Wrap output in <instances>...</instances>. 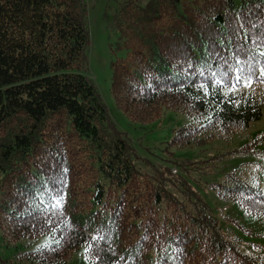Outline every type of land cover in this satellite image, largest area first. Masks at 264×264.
I'll return each mask as SVG.
<instances>
[{
    "label": "trees",
    "instance_id": "trees-1",
    "mask_svg": "<svg viewBox=\"0 0 264 264\" xmlns=\"http://www.w3.org/2000/svg\"><path fill=\"white\" fill-rule=\"evenodd\" d=\"M112 2L109 92L129 120L181 114L167 146L202 148L261 117L264 101L244 87L264 81V0ZM88 8L87 0H0L2 241L46 236L16 254L33 264H68L81 248L88 264H264L263 245L248 253L181 173L212 175L224 155H258L264 134L206 159L144 158L90 76ZM246 167L207 187L264 218V177ZM222 218L250 234L238 218Z\"/></svg>",
    "mask_w": 264,
    "mask_h": 264
},
{
    "label": "rangeland",
    "instance_id": "rangeland-1",
    "mask_svg": "<svg viewBox=\"0 0 264 264\" xmlns=\"http://www.w3.org/2000/svg\"><path fill=\"white\" fill-rule=\"evenodd\" d=\"M87 4L89 7L88 22L91 38L88 62L90 76L95 81L103 100L108 106L112 119L122 131L129 134L134 146L144 158H148L158 166L165 165L166 163L169 165L168 160L170 158L206 159L211 155L225 154L227 151L241 146L253 137L264 134V104L262 105L261 117L252 121L248 129L236 134L230 142L215 141L202 148L192 145L185 147L167 146V141L171 137L172 130L185 122L184 116L181 114L166 111L159 120L147 125L129 120L116 107L109 92L111 76L109 63L114 57L110 49L111 45H114L117 41V31L111 27L115 9L114 3L112 0H87ZM260 73L264 74V68L260 70ZM244 90L249 91L264 101V81L246 84ZM257 149L261 151L258 155L251 154L246 157L236 158H228V156L224 155V158L219 162L216 174L203 175L197 171H191L190 173L181 172L205 196L211 204L214 213L221 220L222 226L225 228L229 227L235 234L241 237L245 242L244 249L248 253H251L248 249V245L251 243L262 244L264 248V218L249 216L233 203H222L207 187V184L211 181L219 180L223 175V171L229 170L241 162L246 163V172L252 174L257 172L264 177V156H262L264 142L259 144ZM136 165L142 171H148V166L142 161L136 162ZM171 172L177 173L178 168L171 166ZM224 215L238 218L245 227L250 229V234H246L234 226L225 223L222 218ZM46 240L47 237L42 236L28 244H26L27 242H23L17 245H7L0 237V259L4 261V264H33L31 262L19 261L16 254L33 250L37 245L42 244ZM68 264H88L85 259L84 249L81 248L73 253Z\"/></svg>",
    "mask_w": 264,
    "mask_h": 264
},
{
    "label": "built area",
    "instance_id": "built-area-1",
    "mask_svg": "<svg viewBox=\"0 0 264 264\" xmlns=\"http://www.w3.org/2000/svg\"><path fill=\"white\" fill-rule=\"evenodd\" d=\"M175 171V170H174Z\"/></svg>",
    "mask_w": 264,
    "mask_h": 264
}]
</instances>
